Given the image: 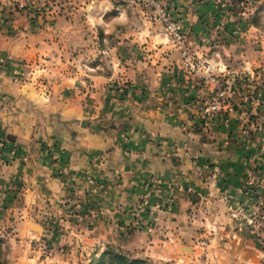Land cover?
<instances>
[{
	"label": "crops",
	"instance_id": "0c3cea01",
	"mask_svg": "<svg viewBox=\"0 0 264 264\" xmlns=\"http://www.w3.org/2000/svg\"><path fill=\"white\" fill-rule=\"evenodd\" d=\"M173 1L175 17L180 19L188 41L197 44L188 46L197 55L202 50L207 52L203 55L212 67L229 73L232 69L250 72L259 66L257 55H264V29L250 24L238 37L224 32L218 45H202L200 40L213 33L210 21L214 7L204 0ZM123 12L126 18L128 12ZM140 13L138 32L147 45L107 48L88 75L92 90L86 113L76 99L68 101L65 83L75 79L61 70L53 73L54 81L63 83L59 90L54 85L43 92L15 78L25 63L35 59L42 61L41 72L49 78L48 60L61 63L54 57L56 48L29 44L35 36L21 33L14 26L20 23L17 14L12 17L10 31L0 30V193L17 185L22 186L24 195L37 199L46 190L60 191L63 184L58 174H67L66 178L72 177L85 195L91 191L84 174L96 175L93 166L99 164L96 170L104 186L93 199L104 207L103 221L109 222L110 218L113 225L126 224L144 196L159 208L150 207L145 215L156 235L154 246H148L144 239L140 248L150 251V256L156 251L162 260L175 264L188 263L182 258L192 259L202 253L214 258L221 254L242 258L247 255L246 247L252 251L254 247L247 235L223 229L229 223L226 205L234 209L244 206L241 186L250 158L256 157L264 175V140L256 134H238L242 120L236 105L223 119L205 126V135L183 130L180 120L190 112L183 104L194 91L181 87L186 75L180 77V83L176 81L178 86L166 85L177 80L171 76L181 67L180 49L186 45H174L163 30L151 27L147 14L145 17ZM117 50L137 56L139 51L142 56L138 60L120 57ZM111 83L126 87L119 104L109 101ZM166 102L179 111L177 119L167 113ZM152 179L160 184H153ZM182 247L187 255L180 253Z\"/></svg>",
	"mask_w": 264,
	"mask_h": 264
},
{
	"label": "rangeland",
	"instance_id": "374dc122",
	"mask_svg": "<svg viewBox=\"0 0 264 264\" xmlns=\"http://www.w3.org/2000/svg\"><path fill=\"white\" fill-rule=\"evenodd\" d=\"M204 1L214 7L210 21L213 25V33L200 40L202 45H218L224 32L238 37L250 24L264 29V0ZM170 2L173 3L174 8V1L166 0L167 4ZM123 11L128 12V15L125 13L126 18L121 15ZM140 12L145 17L146 14L148 15L147 9L130 0H0V30L3 28V31H10L13 24L12 17L17 14L21 24L14 23V26H18L21 33L35 36V39L29 40L28 43L50 45L56 48L53 50L56 54L54 57L61 59L59 65L53 60H48L50 63L48 70L52 71L49 78L41 72L42 61L38 59L25 63L15 78L30 82L46 92V88L51 89L54 85L58 88L63 85L54 81L55 74H53L54 71L61 70V73L67 74L68 78L75 79L73 83L69 81L65 83L68 101L76 99L86 113L90 110L89 92L92 90V82L88 75L92 68L96 67L99 59L106 55L107 48L110 45H147L146 38L140 36L141 31L138 29L141 26ZM176 18L180 24V19L177 16ZM114 20H118L119 24L113 22ZM149 22L152 28L163 30V34L174 45H186L180 49L181 67L171 76L177 80H170L166 86L167 88L178 86L180 77L186 75L187 78L182 82V86L180 84L179 86L191 89L194 91V96L192 94V98L183 104V107H188L190 112L185 120H180V124L184 131L192 130L205 135L204 129L208 130V128L202 126V113L213 88L202 85L198 75H189L184 66V59L188 53L193 59L205 60L206 55L203 53L207 52L202 50L199 52L201 55H197L190 49L188 45L197 44L188 41V34L184 32L182 24L181 37L175 39L169 36L159 23L156 25L153 21ZM124 27L130 28L131 31L124 30ZM106 30L111 31L107 33ZM117 53L120 57L129 56L137 60L142 56L139 51V57L131 52L126 54L123 50H117ZM257 56L259 66H255L250 72L230 70L229 67L232 72L217 71L221 76L230 79L231 87L240 93V96L227 99L232 108L236 105L240 109L242 122L238 134L246 137L256 134V137L264 140V55ZM185 85L189 87H184ZM108 86L110 103L119 104L125 86L118 87L116 83ZM196 89H201L200 93ZM165 99L164 97L163 100ZM250 100L254 101L250 102ZM165 108L171 117L177 119L179 111L173 110L172 103L166 102ZM216 119L209 125H214ZM245 129L247 134L242 133ZM2 147L3 139H0V163L3 161ZM247 164L241 186L245 199L244 206L235 207L240 212L237 219L227 214L230 224L227 223V227L223 229L233 230L234 234L238 233L244 237L247 235L254 250L246 247L247 255L239 259H231L224 254L214 258L202 253L192 259L182 258L188 263L180 262V264H264V175L256 157L250 158ZM98 165L93 166L96 175L88 172L84 174L83 180L88 183L91 191L85 195L72 177L66 178L67 174H58L63 184L60 191L54 193L49 189L46 190V194L38 195L36 190L34 193L38 195L37 199L33 198L34 195H24L22 186L17 185L6 187L0 193V264H95L100 260L109 264L116 262L112 261L114 254L124 255L128 259L146 260L154 264H175L162 260V255L156 251L150 256V251L146 253L140 248L144 239L148 246H154L152 241L156 235L153 233V225L151 226L145 217L148 208H158L152 206L149 197H142L136 204V209L126 224L124 222L118 225L115 222L116 224L113 225L110 218H108L109 222L102 220L106 213L104 207L99 200L93 199L94 196L98 197L102 193L104 186L103 177L100 178V172L96 170L100 167ZM249 176H251V185L247 184ZM91 193L94 194L90 196ZM29 223L39 225L42 231L37 233L31 230ZM138 226L143 228L139 229ZM148 228L151 231H148ZM108 232L111 237L110 234L108 236ZM172 244L171 242L170 246ZM219 245L223 247L222 241ZM180 253L188 254L184 247L180 249Z\"/></svg>",
	"mask_w": 264,
	"mask_h": 264
},
{
	"label": "built area",
	"instance_id": "2783aa9c",
	"mask_svg": "<svg viewBox=\"0 0 264 264\" xmlns=\"http://www.w3.org/2000/svg\"><path fill=\"white\" fill-rule=\"evenodd\" d=\"M133 3H136L139 6L144 7L148 11V18L150 21L159 23L165 32L175 38L180 39L181 26L175 17V9L173 8V3H166V0H130ZM185 55V54H184ZM184 66L189 73V75H198L202 85L212 86V91L210 99L206 106L204 107L202 113V126L211 124L216 118H224V115L227 112L232 111V106L228 102V97L240 96L239 91H234L235 88L231 87V80L226 76H221L217 69L212 67L204 59H193L188 53L185 55ZM184 87H187L185 85ZM199 93L201 89H196ZM254 100H250L253 102ZM226 121L222 120V123L225 124ZM243 134H247V130H243ZM100 160V159H99ZM247 184L251 185V176L248 177ZM153 184H160L157 180H151ZM182 190L181 186H177ZM187 191H191L187 189ZM227 199L226 196L222 197ZM145 204V201H143ZM227 214L234 219H237L239 216V211L234 209L231 205H226ZM148 231H151L148 228Z\"/></svg>",
	"mask_w": 264,
	"mask_h": 264
},
{
	"label": "trees",
	"instance_id": "16d2710c",
	"mask_svg": "<svg viewBox=\"0 0 264 264\" xmlns=\"http://www.w3.org/2000/svg\"><path fill=\"white\" fill-rule=\"evenodd\" d=\"M111 254V253H110ZM115 257L112 258V261H116V262H111L109 264H154L150 261H146V260H139V259H128L127 257H125L124 255H120V254H114ZM116 260H115V259ZM95 264H105L103 263L101 260L100 262H96Z\"/></svg>",
	"mask_w": 264,
	"mask_h": 264
},
{
	"label": "water",
	"instance_id": "95a60500",
	"mask_svg": "<svg viewBox=\"0 0 264 264\" xmlns=\"http://www.w3.org/2000/svg\"><path fill=\"white\" fill-rule=\"evenodd\" d=\"M28 226H29V228L31 230H33V231H35L37 233H40L42 231V228L39 225L35 224V223H29Z\"/></svg>",
	"mask_w": 264,
	"mask_h": 264
}]
</instances>
